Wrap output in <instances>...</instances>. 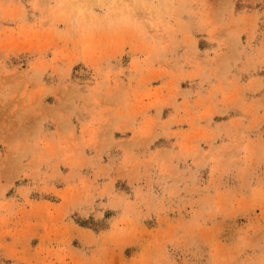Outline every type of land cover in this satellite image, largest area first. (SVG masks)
<instances>
[{
  "label": "rangeland",
  "instance_id": "374dc122",
  "mask_svg": "<svg viewBox=\"0 0 264 264\" xmlns=\"http://www.w3.org/2000/svg\"><path fill=\"white\" fill-rule=\"evenodd\" d=\"M0 264H264V0H0Z\"/></svg>",
  "mask_w": 264,
  "mask_h": 264
},
{
  "label": "crops",
  "instance_id": "0c3cea01",
  "mask_svg": "<svg viewBox=\"0 0 264 264\" xmlns=\"http://www.w3.org/2000/svg\"><path fill=\"white\" fill-rule=\"evenodd\" d=\"M181 90H183V88H181ZM190 93L193 94V91L190 89ZM179 101V100H178ZM31 120V119H29ZM35 121V120H34ZM33 121V122H34ZM72 123L74 124L75 122L72 121ZM33 124H31L30 126H32ZM29 126V127H30ZM42 128L44 129V131H46V133L48 135H46V139L52 143V145L57 146L58 148H60V146L65 147L66 146V142L64 140H66V135L65 133H69V135H71V132L69 130L67 131H63V126L62 125H58L56 124V122L54 120H49L46 119V122L42 124ZM77 127V124L75 125ZM34 127V126H33ZM45 133V132H44ZM23 133L20 132V135H18L19 138H23L22 135ZM75 134L77 136L80 135H84L83 133L80 132V130L76 129L75 130ZM85 137V136H84ZM5 152V150H4ZM61 169V168H60Z\"/></svg>",
  "mask_w": 264,
  "mask_h": 264
}]
</instances>
